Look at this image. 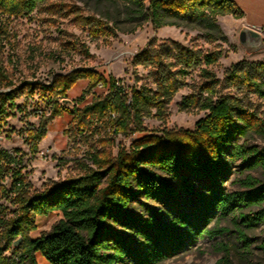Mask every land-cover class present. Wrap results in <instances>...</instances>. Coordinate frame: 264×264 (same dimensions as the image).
Returning a JSON list of instances; mask_svg holds the SVG:
<instances>
[{
	"label": "rangeland",
	"instance_id": "rangeland-1",
	"mask_svg": "<svg viewBox=\"0 0 264 264\" xmlns=\"http://www.w3.org/2000/svg\"><path fill=\"white\" fill-rule=\"evenodd\" d=\"M126 12L120 0H45L31 12L0 13V105L6 111L0 122V159L4 166L0 188L7 189L0 194V245L5 249L8 264L32 263L26 256L21 257L24 240L18 237L8 245L4 234L21 214L23 198L50 191L68 179L105 169L122 152L129 153L134 141L143 136L164 137L168 131L195 130L208 111L201 105L182 109L184 97L194 94L201 103L208 97L214 102L233 97L264 120V97L251 83L252 80L264 82L261 67L264 46L255 50L240 43L241 20L231 15L218 16L220 30L210 32L194 19L181 26L155 28L150 21H132ZM139 21L141 27L135 28ZM212 52L219 53L218 60L206 65L204 57ZM185 58H192L193 66L186 67ZM83 68L116 79L124 89L127 103L133 89L145 87L155 91L156 80L163 73H174L179 89L161 115L155 106H149L142 112L139 123L132 111L127 118L128 127L120 128L121 119L125 120L121 113L92 115L85 111L98 96H107L109 89L91 86L88 79L77 76V71ZM182 68H187L188 73L183 74ZM204 68L212 71L218 81L212 95L203 87ZM74 77L75 84L62 93L67 79ZM43 124L46 134L33 149L29 136ZM249 143L263 146L257 135L251 136ZM243 164L241 160L232 164L231 175L224 181L226 190H243L238 179L248 173L261 176L258 169L243 171ZM18 173L26 184L21 190L14 186ZM204 183L198 182L196 189L203 191ZM195 206L193 199L188 202L167 197L156 201L139 195L125 213L144 218L155 215L169 222L173 211H190ZM61 218L60 211L35 216L36 228L26 236L35 239L50 232ZM108 225L126 240L139 239L123 225L122 217L110 220ZM207 225L227 227L229 232L214 237L200 236L158 264H216L225 255L231 264H264L263 226L248 230L253 242L251 251L245 252L233 215L216 217ZM222 243L230 248L228 254L220 247ZM34 258L38 264H52L40 252H34ZM134 263L133 257H127L121 264Z\"/></svg>",
	"mask_w": 264,
	"mask_h": 264
},
{
	"label": "trees",
	"instance_id": "trees-1",
	"mask_svg": "<svg viewBox=\"0 0 264 264\" xmlns=\"http://www.w3.org/2000/svg\"><path fill=\"white\" fill-rule=\"evenodd\" d=\"M45 0H0V13L16 14L22 10L33 11ZM127 9L126 15L132 21H150L155 28L168 25L181 26L189 20H198L208 31L220 30L216 18L231 15L236 19L244 17V11L234 0H120ZM141 21L135 28L141 27ZM218 52L205 55L206 65L217 62ZM186 67L194 64L192 58H185ZM157 64H160L158 61ZM264 68V64L261 66ZM188 73L187 68L180 70ZM206 82L203 87L213 94L218 82L208 68L202 69ZM77 76L86 78L91 86L100 83L109 89L105 97L85 107L90 114L110 112L121 113L120 128H127V118L134 112L141 123L142 112L155 106L161 115L170 99L179 89L174 73L159 75L155 91L145 87L133 89L129 103L119 82L106 78L98 71L83 68ZM76 78H68L62 93L71 88ZM255 91L264 97V82L252 80ZM8 95L9 93H5ZM201 105L207 110L205 118L197 122L195 130L168 131L164 137L147 135L134 141L129 153L122 152L117 161L105 169L94 170L84 176L68 179L50 191L21 200V214L5 229L8 245L18 237L24 240V253L31 264H38L34 252H40L52 264H121L125 258L133 257L134 264H158L193 243L200 236L222 235L227 227H208L214 218L234 216L237 236L245 252L251 251L252 240L248 230L264 227V120L240 105L233 97L213 101L211 97L202 103L194 94L183 98L182 109ZM6 114L0 105V122ZM43 124L29 136L32 148L45 136ZM257 135L263 141L260 147L249 143ZM243 138V142H237ZM241 160L243 171L258 169L261 176L250 173L239 178L243 190L228 191L224 181L232 172V164ZM0 159V181L4 166ZM204 181L203 191L196 185ZM1 186V183H0ZM14 186L23 189L26 184L18 173ZM7 192L0 188V194ZM139 195L145 199L162 201L167 197L182 200L192 199L196 206L186 211H173L172 219L166 222L155 215L148 218L125 213L131 201ZM54 211L63 214L53 229L38 238H28L27 232L36 228L35 216L49 215ZM123 218V225L139 237L124 239L110 220ZM220 247L229 253L230 248L222 243ZM264 248V246H263ZM0 245V264H8ZM216 264H231L225 255Z\"/></svg>",
	"mask_w": 264,
	"mask_h": 264
},
{
	"label": "crops",
	"instance_id": "crops-1",
	"mask_svg": "<svg viewBox=\"0 0 264 264\" xmlns=\"http://www.w3.org/2000/svg\"><path fill=\"white\" fill-rule=\"evenodd\" d=\"M234 1L245 13L244 17L239 19L243 27H251L264 32V0Z\"/></svg>",
	"mask_w": 264,
	"mask_h": 264
},
{
	"label": "water",
	"instance_id": "water-1",
	"mask_svg": "<svg viewBox=\"0 0 264 264\" xmlns=\"http://www.w3.org/2000/svg\"><path fill=\"white\" fill-rule=\"evenodd\" d=\"M239 41L242 45L258 50L264 46L263 32L251 27H243L239 33Z\"/></svg>",
	"mask_w": 264,
	"mask_h": 264
},
{
	"label": "built area",
	"instance_id": "built-area-1",
	"mask_svg": "<svg viewBox=\"0 0 264 264\" xmlns=\"http://www.w3.org/2000/svg\"><path fill=\"white\" fill-rule=\"evenodd\" d=\"M99 86H100V87H103V84H102V83H100V84H99Z\"/></svg>",
	"mask_w": 264,
	"mask_h": 264
}]
</instances>
